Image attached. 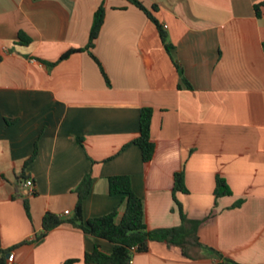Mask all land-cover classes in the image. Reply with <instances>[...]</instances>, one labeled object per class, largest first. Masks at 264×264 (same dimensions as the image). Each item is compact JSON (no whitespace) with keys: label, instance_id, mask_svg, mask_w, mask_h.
<instances>
[{"label":"crops","instance_id":"crops-1","mask_svg":"<svg viewBox=\"0 0 264 264\" xmlns=\"http://www.w3.org/2000/svg\"><path fill=\"white\" fill-rule=\"evenodd\" d=\"M140 1L158 7L170 52L126 0H0V264L11 251L16 264H86L96 247L112 253V243L70 223L41 237L47 214L74 215L88 174L84 222L114 211L121 219L126 199L110 195L108 180L130 176L148 228L180 226V172L188 194L176 196L201 222L205 248L189 246L187 257L152 242L133 264H218L212 250L264 264V6L256 11L264 0ZM102 4L96 47L62 60L87 47ZM143 108L154 110L149 163L132 144ZM218 178L231 195L216 199Z\"/></svg>","mask_w":264,"mask_h":264},{"label":"trees","instance_id":"trees-1","mask_svg":"<svg viewBox=\"0 0 264 264\" xmlns=\"http://www.w3.org/2000/svg\"><path fill=\"white\" fill-rule=\"evenodd\" d=\"M143 11L147 17L153 21L160 33L161 40L165 48L170 52L173 48L169 42L168 34L164 26L155 17L158 11L157 6L147 8L140 0H126ZM264 2L256 6L258 16L261 15V7ZM106 16L105 5L102 4L95 13L93 26L90 32L89 43L86 48L78 49L69 52L62 57L66 59L72 53L81 51H91L96 47L97 40L104 25ZM20 39L25 45L30 43V39H25L23 34H20ZM96 62L99 64L102 74L109 83V78L105 72L101 62L93 55ZM182 74V71L180 70ZM186 84L191 85L184 79ZM154 110L152 108H143L140 114V132L138 137L132 142L141 149L142 159L145 163L153 160L156 145L152 141V121ZM80 142L82 140L80 139ZM109 193L112 196L121 195L126 199V211L121 219L118 220V212L114 211L108 215L97 217L84 222V202L89 197L93 189V177L88 174L82 180L76 193L78 201L75 208V213L72 217L62 219L54 214H47L43 220L44 237L57 227L70 223L80 227L86 234L95 238L109 241L114 245L112 253L108 254L96 247L92 252L85 255L84 262L86 264H130V260L137 253L148 252L152 242L166 243L170 246H176L183 250L184 255L190 257L187 249L189 246L205 248L198 238V230L201 225L200 221L190 220L184 211L182 203L177 199V194H188V189L185 183L184 172L175 175L174 200L178 205L182 224L174 228H162L150 230L145 223V210L143 200L137 196L133 190L132 179L130 176H114L109 178ZM231 195V190L224 179L218 178L215 190V197L219 199L224 196ZM214 253L218 264H237L232 260L225 258L215 250Z\"/></svg>","mask_w":264,"mask_h":264},{"label":"built area","instance_id":"built-area-1","mask_svg":"<svg viewBox=\"0 0 264 264\" xmlns=\"http://www.w3.org/2000/svg\"><path fill=\"white\" fill-rule=\"evenodd\" d=\"M167 29V26L164 27ZM25 187H28L27 195H33L34 194V183L32 180H28L25 182ZM70 212L66 211L64 216H69ZM134 258V257H133ZM133 258L130 260V264H133ZM2 264H16V255L14 251H11L7 254V257L5 259V262Z\"/></svg>","mask_w":264,"mask_h":264}]
</instances>
